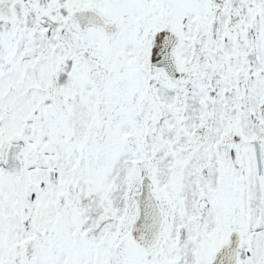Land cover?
Listing matches in <instances>:
<instances>
[{"label":"snow or ice","instance_id":"1","mask_svg":"<svg viewBox=\"0 0 264 264\" xmlns=\"http://www.w3.org/2000/svg\"><path fill=\"white\" fill-rule=\"evenodd\" d=\"M0 264H264V0H0Z\"/></svg>","mask_w":264,"mask_h":264}]
</instances>
